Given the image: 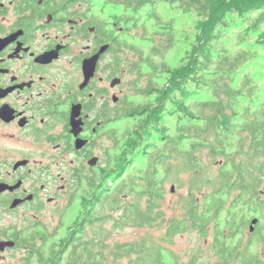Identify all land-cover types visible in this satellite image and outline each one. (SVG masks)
<instances>
[{
  "label": "trees",
  "instance_id": "1",
  "mask_svg": "<svg viewBox=\"0 0 264 264\" xmlns=\"http://www.w3.org/2000/svg\"><path fill=\"white\" fill-rule=\"evenodd\" d=\"M105 1L134 12L168 3L177 15L194 17L186 33L194 44L183 63L169 64L177 28L155 10L160 28L152 33L158 39L139 63L128 66L137 72L130 82L140 98H123V118L132 125L123 133L121 171L85 201L65 236L48 248L42 239L38 264H113L110 257H127L129 264H167L166 258L181 264L166 244L187 231L210 236L215 253L210 263L194 257L188 264H264V255L250 249L264 234L244 232L263 204L258 191L264 183V0ZM128 17L123 16L126 23ZM141 27L148 35L147 25ZM167 115L176 121L172 130ZM203 158L214 164L212 176ZM180 165L191 172L189 190L172 208L179 213L170 216L163 209L165 182L177 184ZM159 221L164 231L158 242L144 237L109 245L115 228Z\"/></svg>",
  "mask_w": 264,
  "mask_h": 264
},
{
  "label": "flooded vegetation",
  "instance_id": "2",
  "mask_svg": "<svg viewBox=\"0 0 264 264\" xmlns=\"http://www.w3.org/2000/svg\"><path fill=\"white\" fill-rule=\"evenodd\" d=\"M96 10L89 0H0V264L38 260L44 213L70 190L91 200L114 170L123 22ZM258 192L247 235L264 228V185ZM263 242L251 252L263 256Z\"/></svg>",
  "mask_w": 264,
  "mask_h": 264
},
{
  "label": "rangeland",
  "instance_id": "3",
  "mask_svg": "<svg viewBox=\"0 0 264 264\" xmlns=\"http://www.w3.org/2000/svg\"><path fill=\"white\" fill-rule=\"evenodd\" d=\"M97 6L98 12L103 13L107 21H110L112 17L122 18L123 25V38H124V59H126L127 63L125 68L128 69L130 64H135L136 62H140L142 59V55H145L148 52V49L152 44L155 43L156 39H158L159 35H155L152 33L154 29H159L157 20L155 19V10L158 9L161 16L170 21L171 24H174L176 30V44L175 48L167 54V60L169 64L172 66H176L181 62H184L187 51L192 49L194 44L193 35L186 34L188 30L191 29L194 17L189 15H177L176 11L171 7L168 3L158 2L152 5L145 6L142 10L138 12L125 10L123 6L117 5L115 3H109L105 0H89ZM128 15V22L126 23L123 16ZM145 23L150 31L148 35L144 36V31L142 30L141 23ZM186 34V35H185ZM189 53V52H188ZM260 62L264 64V54L260 58ZM124 68V69H125ZM144 71L147 66H143ZM258 72L261 71L260 68L257 69ZM137 72L128 70L123 77L122 84V95L128 96L129 100H136L140 97L134 95L135 91L132 89V83L130 82L132 79L136 77ZM158 81L162 83L163 77L160 75L158 77ZM264 95V92H263ZM264 98V97H263ZM173 117L167 115L165 117L166 124L172 129L176 126V121L172 119ZM132 121H126L122 117L121 120L115 122L113 126L118 131L119 141L122 143L121 147L118 149H110V159L109 163L113 165L114 170L112 172H108L109 178L107 179L105 184L111 183L112 178L121 171L122 162L125 158L124 147L125 144V129L129 128ZM127 157L131 153L128 154L126 152ZM136 164L138 166L139 159L135 158ZM206 158H203V163L205 164L206 174L212 176L213 171L215 170L214 164L208 163ZM120 173V172H119ZM176 177L178 178L177 184H173L170 182H165V200H164V210H166L167 215L178 214L176 209H172L174 205L178 207V201L181 196L188 193L189 190V182L191 178V172L186 170L185 167L180 165L176 169ZM264 183L261 185V187ZM83 196H86L85 192L78 191L76 193L71 190L67 192V195L60 200L59 206L55 208V212L53 209H49L45 215L42 217L41 221L44 224V227L47 228V233L49 238L45 243L44 248H48V246L67 234L68 225H71L75 217L79 214V211L82 210L83 204L86 203L83 201ZM83 201V202H82ZM54 212V214H53ZM106 227L110 229L112 226L111 222L105 223ZM264 226V222H262ZM164 231V224L162 222H157L155 225L148 226H135L132 224L122 226L120 228H115L112 230L110 236H108L109 245H113L116 242H128L139 240L140 238L154 239L155 242L159 241V238L162 236ZM247 229L244 231L246 232ZM262 234H264V228L261 230ZM247 233V232H246ZM211 244V237H200L198 234H195V231H187L183 234H177L172 243H167V248L178 258L181 264H187L189 259L196 258L199 261L204 262H212L215 260V253L212 248L209 246ZM264 245V242L261 243ZM258 248L256 245H252L251 250L253 252L257 251ZM110 263L113 264H129L127 257L120 258V260H114L113 258H109ZM167 264H173L171 258H166ZM30 264H38L37 260L34 258L30 261ZM40 264V263H39Z\"/></svg>",
  "mask_w": 264,
  "mask_h": 264
},
{
  "label": "water",
  "instance_id": "4",
  "mask_svg": "<svg viewBox=\"0 0 264 264\" xmlns=\"http://www.w3.org/2000/svg\"><path fill=\"white\" fill-rule=\"evenodd\" d=\"M89 63H90V61L88 60V61L84 62V65H83V69H84L83 71H85L87 77L89 74L92 73V71L90 70V68H92V67L89 68ZM253 221H255V220H253Z\"/></svg>",
  "mask_w": 264,
  "mask_h": 264
}]
</instances>
